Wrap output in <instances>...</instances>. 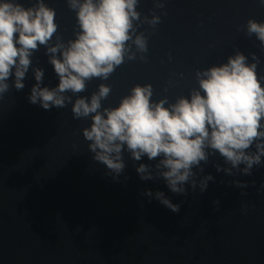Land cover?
<instances>
[{
    "label": "water",
    "instance_id": "95a60500",
    "mask_svg": "<svg viewBox=\"0 0 264 264\" xmlns=\"http://www.w3.org/2000/svg\"><path fill=\"white\" fill-rule=\"evenodd\" d=\"M16 2L28 8L36 0ZM43 2L56 12L50 43L57 36L64 43L75 39L79 29L67 0ZM136 10L134 26L145 36L147 52L125 58L107 80L86 82L84 92L66 93L73 101L104 84L111 92L102 108H115L134 86L151 85L152 102L166 98L171 104L198 88L197 71L224 64L237 51L248 63L256 62L254 54L256 74L264 77V48L246 31L249 19L264 22L260 0H138ZM153 15L160 21L154 27L145 22ZM32 68L43 69L42 87L59 82L41 46L25 87H11V77L10 90L0 97V264H264V157L252 175L233 170L228 176L217 173L214 165L229 166L214 154L198 174L214 177L207 190L185 185L187 195L180 196L162 179L141 181L135 168L157 161H133L125 151V170L114 180L87 150L81 130L90 117L73 119L71 104L46 111L28 102L36 83ZM260 83L264 87V79ZM145 190L163 192L180 204L179 212L149 202L141 195ZM216 200L219 211L213 210Z\"/></svg>",
    "mask_w": 264,
    "mask_h": 264
},
{
    "label": "clouds",
    "instance_id": "9594fccd",
    "mask_svg": "<svg viewBox=\"0 0 264 264\" xmlns=\"http://www.w3.org/2000/svg\"><path fill=\"white\" fill-rule=\"evenodd\" d=\"M260 2L264 4V0ZM137 4L138 0H67L79 31L67 43L57 36L51 44L58 27L54 9L43 0L28 8L16 0L0 2V97L10 90L11 77V87L17 91L25 87L22 81L32 67V56L42 46L59 82L51 89L42 87L43 69L32 68L36 83L28 102L46 111L71 104L73 119L90 117V126L81 130L87 150L114 180L125 170V151L133 161L142 157L157 161L154 166L140 163L135 168L141 181L162 179L171 193L180 196L187 195L185 185L192 191L199 188L200 193L207 190L214 177L198 178V174L214 154L229 166L214 165L217 173L231 176L238 170L241 175H252L253 167L260 166L264 157V87L260 83L264 77L256 74L254 54L253 63L237 51L226 63L197 71L198 88L192 89L188 98L179 97L171 104L166 98L152 102L151 85L134 86L115 108H102L101 102L111 92L104 84L90 97L72 100L86 90V82L107 80L125 58L134 60L137 53L147 52V40L134 26L140 21ZM163 6L156 4L157 8ZM145 22L154 27L160 21L153 15ZM246 31L264 48V22L249 19ZM253 145L255 151H249ZM233 184L248 187L239 181ZM141 195L149 202L157 200L173 213L180 210V204H173L161 191L145 190ZM212 204L213 210L219 211L220 202Z\"/></svg>",
    "mask_w": 264,
    "mask_h": 264
}]
</instances>
